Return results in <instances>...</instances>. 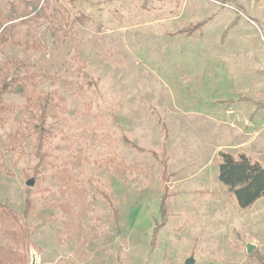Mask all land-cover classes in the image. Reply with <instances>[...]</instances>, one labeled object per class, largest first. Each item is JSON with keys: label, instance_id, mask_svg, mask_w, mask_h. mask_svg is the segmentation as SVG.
<instances>
[{"label": "rangeland", "instance_id": "374dc122", "mask_svg": "<svg viewBox=\"0 0 264 264\" xmlns=\"http://www.w3.org/2000/svg\"><path fill=\"white\" fill-rule=\"evenodd\" d=\"M38 1L0 42V263L264 264V196L217 178L264 166V0Z\"/></svg>", "mask_w": 264, "mask_h": 264}, {"label": "trees", "instance_id": "16d2710c", "mask_svg": "<svg viewBox=\"0 0 264 264\" xmlns=\"http://www.w3.org/2000/svg\"><path fill=\"white\" fill-rule=\"evenodd\" d=\"M39 19H49L45 9L39 6L38 0H8L7 12L0 14V42H7L12 36L17 24L36 22ZM81 22V18H77ZM200 26H190L184 30L190 35L199 30ZM167 159L163 160V177L167 182L169 174L164 176ZM218 181L226 187V191L235 199L241 209L251 207L264 196V166L252 161L248 156L240 154L233 157L229 153H220V162L217 173ZM164 195L161 200L162 221L167 218L166 199L169 189L163 187ZM0 211L3 214L14 216L5 204L0 202ZM2 264V263H0Z\"/></svg>", "mask_w": 264, "mask_h": 264}, {"label": "water", "instance_id": "95a60500", "mask_svg": "<svg viewBox=\"0 0 264 264\" xmlns=\"http://www.w3.org/2000/svg\"><path fill=\"white\" fill-rule=\"evenodd\" d=\"M254 246L251 244H247L246 250L247 252H251L253 250ZM184 264H194V258L192 256L185 259Z\"/></svg>", "mask_w": 264, "mask_h": 264}]
</instances>
